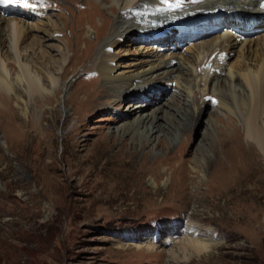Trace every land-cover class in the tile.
Segmentation results:
<instances>
[{
    "label": "rangeland",
    "instance_id": "1",
    "mask_svg": "<svg viewBox=\"0 0 264 264\" xmlns=\"http://www.w3.org/2000/svg\"><path fill=\"white\" fill-rule=\"evenodd\" d=\"M70 5L72 14L59 13L76 25L90 5ZM163 31L144 37L135 31L126 39L138 46ZM78 34L65 30L73 40ZM83 59L82 67L71 63L63 74L66 93L58 87L48 98L36 94L27 112L13 103L11 119L0 117V264H264V152L244 135V119L219 114L200 96L195 113L166 84L109 97ZM94 86L103 96L87 97ZM76 91L87 98L83 105L60 102ZM139 123L154 124L159 139L146 129L133 134ZM155 154L172 158L152 169L146 160ZM175 165L181 170L173 180ZM188 215L210 229V248L148 250L145 240L157 245L171 234V221Z\"/></svg>",
    "mask_w": 264,
    "mask_h": 264
},
{
    "label": "bare ground",
    "instance_id": "2",
    "mask_svg": "<svg viewBox=\"0 0 264 264\" xmlns=\"http://www.w3.org/2000/svg\"><path fill=\"white\" fill-rule=\"evenodd\" d=\"M80 2L90 6L80 10L76 25H68L59 10L67 8L73 12L70 4L78 6ZM26 3L24 6L0 0V117L11 119L13 103L27 112L28 103L36 94L48 98L58 87L61 93H66L70 82L61 84L63 74L71 63L82 67L85 58L97 72L95 80L101 79L107 85L105 93L109 97L122 93L132 97L137 91L150 92L157 84L173 86L174 94L183 97L185 105L195 113L200 96L202 102H213L219 114L220 111L238 114L244 119L242 130L246 138L257 141L264 152V0H26ZM49 10L52 13L47 16ZM195 17L202 20L192 21ZM66 28L78 31L75 40L65 35ZM85 31L90 37L95 34V39H84L81 33ZM135 31L142 37L163 32L159 38L144 40L136 46L134 40L126 39ZM162 46L169 51L161 52ZM130 53L143 56L124 61L123 55ZM55 57H59L56 64ZM123 67L133 68L126 72ZM97 92L94 86L87 97ZM86 100L76 91L62 96L60 102L83 105ZM80 109L77 107V112ZM61 111L68 115L71 109L65 105ZM133 114L135 118L142 116L140 110ZM141 129L155 135L154 141L159 139L154 124L139 123L132 133H140ZM115 137L111 138L117 140ZM166 149L169 152L170 146ZM147 156L146 162L152 169L172 158L155 154L152 160ZM170 170L175 180L181 169L175 165ZM171 223L168 228L171 234L166 239L157 245L152 239L144 241L148 250L168 247L172 254L183 247L201 252L212 246L209 241L214 236L207 233L210 229L204 230L191 215L182 225L178 221Z\"/></svg>",
    "mask_w": 264,
    "mask_h": 264
},
{
    "label": "snow or ice",
    "instance_id": "3",
    "mask_svg": "<svg viewBox=\"0 0 264 264\" xmlns=\"http://www.w3.org/2000/svg\"><path fill=\"white\" fill-rule=\"evenodd\" d=\"M4 3H24V6H27L26 0H3Z\"/></svg>",
    "mask_w": 264,
    "mask_h": 264
}]
</instances>
